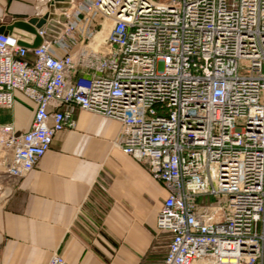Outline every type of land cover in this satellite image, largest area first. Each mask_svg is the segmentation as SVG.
Here are the masks:
<instances>
[{
  "label": "built area",
  "instance_id": "obj_1",
  "mask_svg": "<svg viewBox=\"0 0 264 264\" xmlns=\"http://www.w3.org/2000/svg\"><path fill=\"white\" fill-rule=\"evenodd\" d=\"M70 4L36 48L19 45L34 35L0 34V113L14 92L33 105L28 131L0 122V195L89 112L120 123V151L165 191L162 264H264V0ZM83 22L77 49L58 56Z\"/></svg>",
  "mask_w": 264,
  "mask_h": 264
},
{
  "label": "crops",
  "instance_id": "obj_2",
  "mask_svg": "<svg viewBox=\"0 0 264 264\" xmlns=\"http://www.w3.org/2000/svg\"><path fill=\"white\" fill-rule=\"evenodd\" d=\"M50 1L0 0V26L36 17ZM79 31L58 56L77 49ZM32 117V103L14 92L0 122L21 134ZM73 118L75 128L53 138L34 170L15 186L2 181L0 264H47L54 254L66 264H162L169 237L157 235L155 221L164 189L120 151V123L85 111Z\"/></svg>",
  "mask_w": 264,
  "mask_h": 264
},
{
  "label": "water",
  "instance_id": "obj_3",
  "mask_svg": "<svg viewBox=\"0 0 264 264\" xmlns=\"http://www.w3.org/2000/svg\"><path fill=\"white\" fill-rule=\"evenodd\" d=\"M70 6V0H52L48 6L47 12L40 17H33L27 21H15L8 26H0V34H10L14 29H16L20 32L34 35V39L31 44L20 41L19 45L28 49L36 48L42 42L41 38L36 35V30L40 29L46 24V22H48L43 39L51 41L52 38L49 37L51 34L50 30L54 29L53 26L58 29H62L60 24L65 22L64 13L70 8ZM56 10H58L60 14H57Z\"/></svg>",
  "mask_w": 264,
  "mask_h": 264
},
{
  "label": "bare ground",
  "instance_id": "obj_4",
  "mask_svg": "<svg viewBox=\"0 0 264 264\" xmlns=\"http://www.w3.org/2000/svg\"><path fill=\"white\" fill-rule=\"evenodd\" d=\"M85 25V22H83L81 28L83 29ZM107 34V27L105 24H103V30L101 32H98L97 34L94 35L93 38H91L90 42H89V46L91 48H95L97 47L102 40L106 37Z\"/></svg>",
  "mask_w": 264,
  "mask_h": 264
}]
</instances>
